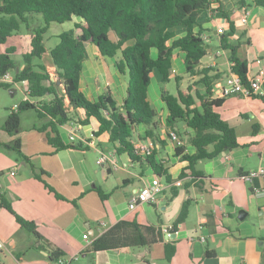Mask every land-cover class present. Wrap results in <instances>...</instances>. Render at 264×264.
I'll return each mask as SVG.
<instances>
[{
  "label": "crops",
  "instance_id": "crops-1",
  "mask_svg": "<svg viewBox=\"0 0 264 264\" xmlns=\"http://www.w3.org/2000/svg\"><path fill=\"white\" fill-rule=\"evenodd\" d=\"M220 3L235 27L230 38L241 39L237 55L247 61V77H251L264 62V7L255 6L252 0H220ZM244 15L246 21L243 22ZM199 22L207 29L203 35L208 45L207 54L199 66L212 68L211 74L217 75L213 83L216 88L218 84L225 85L231 74L229 52L219 47L220 34L217 33L219 26H224L225 30L228 28L229 20L220 12H203ZM181 34L183 31L178 35ZM86 49L80 90L90 100L110 96L122 104L128 77L116 66L119 53L113 57L102 56L89 43H86ZM183 57V52L174 50L169 80L181 79L175 80L177 85L173 94L177 88L186 89L197 79L186 73ZM19 64L22 68L21 62ZM45 66L48 72L55 73L53 64ZM182 81L185 84L179 87ZM165 83L157 72L150 74L148 98L157 115L153 124L133 126L131 140L152 142L156 136L163 140L162 145L153 140V156L166 169L171 182L164 176H156L144 157L131 160L127 154L116 155L115 169L97 165L99 152L110 148L107 133L92 134L97 126L93 118L82 125L74 143L68 141L67 134L60 132L66 147L57 149L48 142L47 130L35 129L50 120L42 117L43 124L32 125L20 136L21 151L29 162L18 163L13 151L5 149L7 154L0 151V190L16 213L35 222L36 231L41 236L37 239L22 228L9 211L0 208V264H52L48 249L62 250L65 258L78 254L77 259L68 264H264V192L255 191L264 188V176L255 177L252 182L241 178L249 170L264 168V148L260 153L258 149L240 143L238 130L240 127L241 132L251 134V143L264 142V94L250 97L229 95L215 107L221 118L235 128L239 146L212 159L199 160L195 169L202 171L203 175L193 178L181 155L194 152V146L188 141L194 131L178 122L179 133L175 132L179 141L176 143L169 138L171 129L165 124L168 111L162 100L163 92L168 91ZM196 89L203 90L201 85H196L192 92ZM15 90L9 91L14 93ZM195 105L199 107V102ZM68 112L76 114L62 126L64 130L70 122H80L78 118L82 114L81 110L75 111L71 107ZM253 124L257 125L255 132ZM148 131H151V137L146 136ZM175 146H182V153L177 154ZM31 165L45 171L41 178L34 175ZM155 177L164 187L158 202L140 203L130 209L131 197ZM45 182L61 197H56ZM98 191L106 196L101 198ZM186 199L190 201L188 214L172 232L171 238L176 242L170 261L164 259L165 240L151 246L88 251L93 239L122 219L144 225L160 224L162 230L171 226ZM240 214H244L242 219L238 218ZM198 224L203 227L198 229ZM84 233L88 234V240L82 238ZM199 234L206 236L204 242L197 238Z\"/></svg>",
  "mask_w": 264,
  "mask_h": 264
},
{
  "label": "trees",
  "instance_id": "trees-1",
  "mask_svg": "<svg viewBox=\"0 0 264 264\" xmlns=\"http://www.w3.org/2000/svg\"><path fill=\"white\" fill-rule=\"evenodd\" d=\"M252 1L255 6L264 7V0ZM203 12H220L228 18L229 26L220 34L219 47L229 52L231 73L245 80L248 63L237 55L241 39L230 38L235 27L228 13L222 10L220 0H0V45L5 44L8 37L19 29L20 22L25 21L27 14H40L45 21V25L36 29L30 37L29 49L22 55V68L12 57L15 46H7L0 52V75L11 71L15 82L26 81L27 91V97L16 105L15 110H9L4 125L0 127L1 135L10 137L8 141L0 139V147L13 151L21 161L29 162V158L21 151L20 137L17 136L20 131V113L28 109H34L40 118L49 117L47 124L35 129L47 130V140L55 148L66 147L61 141L60 127L76 114L68 112L71 107L75 111H82L78 118L82 125L88 124L91 118L96 120L97 126L92 134L99 136L107 133L108 146L117 156L127 154L131 160H140L143 157L133 153V126L153 124L157 115L148 98L150 74L157 72L162 82L169 81L172 56L177 49L184 54L186 73L197 79L190 82L186 89L177 88L175 94L163 92L162 100L168 111L165 124L177 133L178 122L194 131L188 140L194 146V152L184 153L181 158L188 163L187 169L191 170L193 178H200L203 172L195 169L199 160L212 159L239 146L235 128L215 110L226 97L213 94L217 75L211 74L212 68L199 66L208 48L202 38L207 29L199 22ZM74 18L79 21H74L72 29L62 31L57 44L49 50L57 76L52 81L46 66L41 62L46 52L43 34L49 23H63ZM181 31L183 34L178 35ZM86 43L93 44L102 56L113 57L119 53L116 66L128 77L122 104L110 96L93 101L80 90L82 65L87 57ZM180 79L174 78L176 82ZM57 80L61 82L57 83ZM196 85L202 86V92L198 89L192 92ZM12 87L10 83L0 82V88L13 90ZM197 102L199 107L195 105ZM256 127V124L252 125L253 132ZM151 135V131L146 133L148 137ZM153 140L160 145L164 143L157 136ZM182 150V146H175L177 154L182 153ZM144 158L153 167L156 176H164L168 182L172 181L163 165L154 160L153 154ZM31 166L38 178L45 173L43 169ZM45 185L53 191L46 182ZM98 192L101 198L106 196ZM54 193L56 197H61ZM189 204V200L183 201L171 225L172 232L185 221ZM0 208L9 211L22 228L41 239L35 222L16 213L1 190ZM163 240L164 259L170 261L175 252L176 240L166 239L160 224L144 225L135 220L122 219L93 239L88 251L151 246ZM63 254L62 250L48 249L52 264Z\"/></svg>",
  "mask_w": 264,
  "mask_h": 264
},
{
  "label": "built area",
  "instance_id": "built-area-1",
  "mask_svg": "<svg viewBox=\"0 0 264 264\" xmlns=\"http://www.w3.org/2000/svg\"><path fill=\"white\" fill-rule=\"evenodd\" d=\"M242 21H246L245 15L242 18ZM225 31L224 26H219L217 28L218 34H223ZM203 39H206L205 35H202ZM0 82L10 83V84H21L26 86V81L21 80L19 82H15L13 78V74L10 71L5 72L4 74L0 75ZM215 91L216 97H224L229 95H237L243 97H250L255 95H263L264 94V62L258 66L257 71L251 77H247L245 80H242L241 77L235 73H231L230 77L225 85H216V88H213V93ZM27 97V91L25 87V98ZM82 127V124L76 121L70 122L69 126L66 128L68 141L74 143L76 139L79 138V132ZM170 139L173 142H178V136L176 132L170 130L169 132ZM155 150V144L153 142H148L145 140H136L133 142V153L135 156L138 157H146L153 154ZM116 154L113 149L101 150L99 155L96 159V164L101 167H109L112 169L116 168L115 163ZM264 176V168L258 167L255 170H249L242 174L241 178L245 182H252L255 177ZM164 189L162 183L160 182L158 177L153 178L149 183H145L140 190L137 192L136 195L132 196L129 201V208L133 209L136 205L140 203H157L159 197ZM256 192H264L263 189H255ZM172 226H168L167 228L163 229L164 236L166 239H170L172 236L171 231ZM203 225L198 224L197 228L201 229ZM84 240H88V234L84 233L82 235ZM200 241H205L206 236L203 234H199L197 237ZM2 243L0 241V247ZM78 254H74L70 258L60 257L54 264H68L70 260L77 259Z\"/></svg>",
  "mask_w": 264,
  "mask_h": 264
},
{
  "label": "rangeland",
  "instance_id": "rangeland-1",
  "mask_svg": "<svg viewBox=\"0 0 264 264\" xmlns=\"http://www.w3.org/2000/svg\"><path fill=\"white\" fill-rule=\"evenodd\" d=\"M45 25V21L42 17V15L37 13L27 14L25 17L24 22H20V27L17 31L13 33L11 37H8L7 43L3 46H0V50H4L5 47L10 45H15L17 50L12 53L13 59L19 63L22 62V55L27 51L29 48V42L31 35L34 34L35 30L43 27ZM74 27L73 21H66L63 23H57V22H51L49 23L48 27L46 28L43 39H44V45L46 48V53L43 55L41 62L45 65L51 62V58L49 55V50L54 47L58 42V35L65 30L72 29ZM11 72V71H10ZM50 76L54 77V79H57V76L55 73L50 70ZM185 84V81H182V83L179 85V87L183 86ZM225 84V83H224ZM176 82L174 79H171L167 81L164 86L168 91L171 93L175 92L176 90ZM12 88H16L17 90L13 91L14 93H11L10 89H4L0 88V127H2L5 123V120L7 118V114L11 108L14 110L16 109V105L25 99V87L24 85H21L20 83L17 85H12ZM44 123V120L38 117L36 111L34 109H28L20 113V131L18 133V137L21 136L23 132L26 131L29 127L32 125H41ZM239 130V141L240 143H245V145L249 146L250 148L258 149V152L261 153L263 146V141H257L254 143L250 142L251 134L249 135L246 132H241V128H238ZM60 132L67 134L66 130H64L62 127H60ZM1 140L8 141L9 136L7 134L1 135ZM0 151L4 154H7V151L0 147ZM257 156V154H256ZM15 161L20 163L21 159L15 158ZM164 184H166V181L164 179ZM256 216V215H255ZM83 258L80 257V260Z\"/></svg>",
  "mask_w": 264,
  "mask_h": 264
},
{
  "label": "water",
  "instance_id": "water-1",
  "mask_svg": "<svg viewBox=\"0 0 264 264\" xmlns=\"http://www.w3.org/2000/svg\"><path fill=\"white\" fill-rule=\"evenodd\" d=\"M51 80L54 81L55 80L54 77H51ZM60 82H61L60 80H57V83H60ZM243 217H244V214H240L238 216L239 219H242Z\"/></svg>",
  "mask_w": 264,
  "mask_h": 264
}]
</instances>
